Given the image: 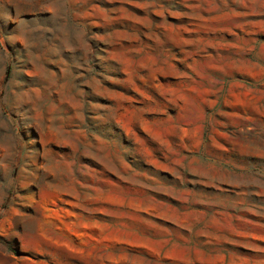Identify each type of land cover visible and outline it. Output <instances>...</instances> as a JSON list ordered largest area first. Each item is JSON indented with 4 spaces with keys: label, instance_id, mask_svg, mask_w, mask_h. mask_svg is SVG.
Segmentation results:
<instances>
[{
    "label": "rangeland",
    "instance_id": "obj_1",
    "mask_svg": "<svg viewBox=\"0 0 264 264\" xmlns=\"http://www.w3.org/2000/svg\"><path fill=\"white\" fill-rule=\"evenodd\" d=\"M0 264H264V0H0Z\"/></svg>",
    "mask_w": 264,
    "mask_h": 264
}]
</instances>
